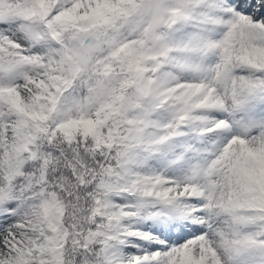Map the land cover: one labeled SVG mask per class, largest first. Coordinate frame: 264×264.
<instances>
[{
	"label": "snow or ice",
	"instance_id": "6c2138e0",
	"mask_svg": "<svg viewBox=\"0 0 264 264\" xmlns=\"http://www.w3.org/2000/svg\"><path fill=\"white\" fill-rule=\"evenodd\" d=\"M0 264H264V0H0Z\"/></svg>",
	"mask_w": 264,
	"mask_h": 264
}]
</instances>
